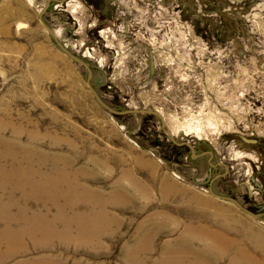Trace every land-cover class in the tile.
Listing matches in <instances>:
<instances>
[{"label": "rangeland", "instance_id": "1", "mask_svg": "<svg viewBox=\"0 0 264 264\" xmlns=\"http://www.w3.org/2000/svg\"><path fill=\"white\" fill-rule=\"evenodd\" d=\"M101 1L99 12L90 0L55 2L43 19L87 61L109 105L159 110L178 142L212 158L174 143L157 116L105 109L87 69L42 27L44 0H0V119L23 142L6 141L23 174L0 198V226L16 223L11 240L27 244L13 261L264 264V221L209 192L225 171L211 162H224L229 171L213 190L264 213V4ZM67 163L91 195L74 196L57 178ZM30 172L23 192L17 179ZM39 184L51 203L33 192ZM97 212L98 222H84ZM103 219L110 231L92 229ZM41 220L52 234L43 244L35 241ZM185 247L193 253L179 255Z\"/></svg>", "mask_w": 264, "mask_h": 264}, {"label": "bare ground", "instance_id": "2", "mask_svg": "<svg viewBox=\"0 0 264 264\" xmlns=\"http://www.w3.org/2000/svg\"><path fill=\"white\" fill-rule=\"evenodd\" d=\"M8 127H9V124H8L7 120H1L0 119V160H1V158L4 160V162L0 161V198H1V200H4L3 195H4V191H6V190H3V189L5 186L7 187L8 183L11 182L10 179L12 177H18V176L23 174L22 171L19 168H17V166L10 164L11 159H10V156H8L10 154V152H9L10 146L6 142L7 140L10 142H15L16 146H18L20 143L23 144V142L21 141V136L19 135L20 132L15 131L14 129L11 128V126H10V128H8ZM6 129L10 130L9 135H7ZM29 138H30L31 143H28V144L32 145L35 138L32 135ZM2 156H4V157H2ZM17 156H18V153L13 155V157H17ZM56 158H58V156ZM26 161H27V163H29L28 160H26ZM32 165L35 166L36 163H33ZM5 166H8L10 171L6 170ZM70 168H73L70 163H67L66 165H64L57 178L66 185L68 191L72 195L77 196L76 193L80 194V195H84V196H87L89 194L91 195L90 190L87 191L86 186L83 184L82 185L80 184V181H79L80 173L77 172V170H74L71 173L69 170ZM23 172H24V170H23ZM31 173L32 172H30V174H27L26 177L23 175L22 179H19V180L17 178H15V179H17L18 184L20 186H22L21 190L23 192H24L26 186L30 185ZM27 178H28V180L26 181ZM42 185L47 186L46 182H44ZM42 185L39 184V185H37L36 189L33 188L34 193L39 192L41 190V192L39 193L41 195V197L44 196L43 193L46 191V189H44V188L41 189ZM8 193H12L11 190ZM50 194H57V192L55 191V192H52ZM42 199H43V204H45V205L51 203V202H48L45 199V197H42ZM73 200H74V198H73ZM21 205L23 207V204H21ZM24 207H25V209H27V207L25 205H24ZM2 210H3V208H0V216H1ZM90 210L96 211V209H94V207L90 208ZM82 214H84V213H82ZM101 217H102L101 214L97 212L96 214L91 215L89 218H83V219L85 220L84 222L89 225V221L91 223H95V222H98V220L101 219ZM0 222H1V220H0ZM41 224H42V220L38 222L39 226L37 227V229L40 231L44 228L46 230V233L43 232L45 230H42L41 232H39L35 237V241L39 242L40 239H43L40 243V244H43L46 240H48L52 236V234H48V232H50V231L47 230L45 227H43V224L42 225ZM14 225H16V223L5 221V222H3V225L0 226V264H68L67 262H65L62 259H59V260L53 262L52 259L46 255H41L37 258H33L32 260L27 259V260H21V261L14 262L13 259L15 257L25 256L28 253L27 252V244L23 242L25 239L24 237L11 240V234H10L9 230H10V227L14 226ZM107 228L110 231L109 222H104V219H103V222L96 224L92 229H97L99 232L104 233ZM91 232H92L91 235L96 234L94 231H91ZM88 234H89V232H88ZM67 235H68L67 233H65V234L60 233L59 234L60 237L67 236ZM61 240L65 241L66 238L61 239ZM90 242L92 243V240H90ZM140 247L143 250V249L147 248V244L145 242H143L142 246H140ZM191 249H192V247H185L184 250L178 251L180 254L176 251H172V253L174 255L179 254L182 256V252H183L184 254H186V256H188V254L190 255L193 253V251ZM142 250H141V252H142ZM262 251L264 252V250H262ZM143 252H144V250H143ZM130 253H131V256L134 258L139 257L140 254L143 255L144 257H146L144 253H139L138 250H132ZM201 254H202V256L204 255L203 257H205V252H203ZM198 255H200V254H198ZM42 256H44V257H42ZM198 262L200 263L199 256H198ZM126 264H128V263H126ZM206 264H207V262H206Z\"/></svg>", "mask_w": 264, "mask_h": 264}, {"label": "water", "instance_id": "3", "mask_svg": "<svg viewBox=\"0 0 264 264\" xmlns=\"http://www.w3.org/2000/svg\"><path fill=\"white\" fill-rule=\"evenodd\" d=\"M58 1H65V0H58ZM240 1H245V0H240ZM49 4V1L47 3V6ZM47 6L43 9V11L40 13L39 15V21L42 25V27L53 37V39L55 40V42L57 43V45L63 50V52L68 55L73 61H75L77 64H80L82 66H84L87 71H88V76H87V80L86 83L89 87V89L91 90V92L93 93L94 97L96 98V100L105 108L107 109L109 112L113 113V114H117V115H121V114H127V113H147V114H152L154 116H157L160 118L162 126L165 130V132L171 137L172 141L178 145H184L187 144L191 150H192V154L193 156H199V155H204V154H209L210 155V159L212 158V151H203L201 153H195V148L192 144H190L189 142L183 141V142H178L175 138H174V134L173 132L167 127V123L165 121V117L164 115L157 109H148V108H128V109H124V110H117L115 108H113L111 105H109L104 99H102V97L99 95V93L97 92V90L93 87V85L91 84V78L93 75L92 69L89 66V64L87 63V61H85L83 58L79 57L78 55H76L75 53H73L71 50H69L58 38L57 35L55 34V32L53 31V29L46 23V21L43 19V13L45 12ZM211 165H222L225 168V171L223 173H220L218 175H216L210 182L209 185V192L210 194L214 195L217 198L223 199V200H227V201H231L234 204H236L241 210H243L244 212L248 213L249 215L260 219L262 221H264V218L262 217L264 215V213H257L254 212L253 210L245 207L240 201H238L236 198L229 196V195H223V194H219L216 193L213 190L212 187V183L214 181V179L216 177L219 176H224L227 174V172L229 171V166L227 164H225L224 162H216V163H212Z\"/></svg>", "mask_w": 264, "mask_h": 264}, {"label": "flooded vegetation", "instance_id": "4", "mask_svg": "<svg viewBox=\"0 0 264 264\" xmlns=\"http://www.w3.org/2000/svg\"><path fill=\"white\" fill-rule=\"evenodd\" d=\"M45 2H44V7L43 8H45L46 6H47V3H48V1H49V4H48V6H47V8H46V10H45V12H44V14H46V12L50 9V8H52L53 6H54V3L56 2V3H61L62 5H68V1L69 0H65V1H63V2H61V1H58V0H44ZM91 2H92V4H93V6H95L96 7V11H98L99 12V7H100V5H101V0H90ZM246 1V3H248V4H250V2L252 1V0H245ZM44 14H43V18H44ZM45 19V18H44Z\"/></svg>", "mask_w": 264, "mask_h": 264}, {"label": "crops", "instance_id": "5", "mask_svg": "<svg viewBox=\"0 0 264 264\" xmlns=\"http://www.w3.org/2000/svg\"><path fill=\"white\" fill-rule=\"evenodd\" d=\"M244 2H245V6L247 7L249 6L251 9L252 8L255 9L256 6H262V4H264V0H252L250 4L246 3V1Z\"/></svg>", "mask_w": 264, "mask_h": 264}]
</instances>
